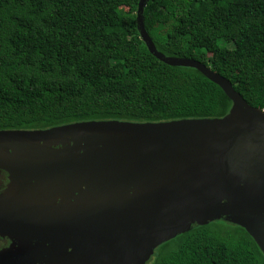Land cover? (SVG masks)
<instances>
[{"label": "water", "instance_id": "95a60500", "mask_svg": "<svg viewBox=\"0 0 264 264\" xmlns=\"http://www.w3.org/2000/svg\"><path fill=\"white\" fill-rule=\"evenodd\" d=\"M148 1L135 12L148 52L199 71L228 112L0 130V237L27 243L0 264H149L161 244L214 221L244 229L264 255V110L204 64L157 51Z\"/></svg>", "mask_w": 264, "mask_h": 264}, {"label": "trees", "instance_id": "16d2710c", "mask_svg": "<svg viewBox=\"0 0 264 264\" xmlns=\"http://www.w3.org/2000/svg\"><path fill=\"white\" fill-rule=\"evenodd\" d=\"M139 0H0V130L91 120L219 118L230 100L190 67L151 55ZM144 28L165 56L196 60L264 110V0H149ZM149 264H264L239 226L176 236Z\"/></svg>", "mask_w": 264, "mask_h": 264}, {"label": "flooded vegetation", "instance_id": "af4514ba", "mask_svg": "<svg viewBox=\"0 0 264 264\" xmlns=\"http://www.w3.org/2000/svg\"><path fill=\"white\" fill-rule=\"evenodd\" d=\"M12 245H13L14 250H18V249L25 250L27 243L22 242V241H15L14 239L12 241L11 238L8 236L0 237V254L4 253L5 251L13 250L11 249ZM39 246L41 249H45L48 247V245H39Z\"/></svg>", "mask_w": 264, "mask_h": 264}]
</instances>
